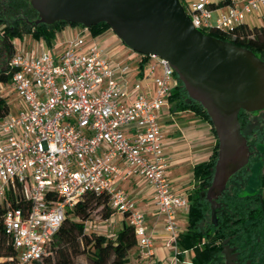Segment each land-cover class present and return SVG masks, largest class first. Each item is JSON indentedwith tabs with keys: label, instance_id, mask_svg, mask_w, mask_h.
Masks as SVG:
<instances>
[{
	"label": "built area",
	"instance_id": "obj_1",
	"mask_svg": "<svg viewBox=\"0 0 264 264\" xmlns=\"http://www.w3.org/2000/svg\"><path fill=\"white\" fill-rule=\"evenodd\" d=\"M211 4L212 0L183 4L201 31L231 30L245 24L248 16L264 13V0H238L213 19ZM13 46L10 81L0 84L10 86L19 108L0 120V204L7 205L2 225L17 264H32L46 255L67 212L88 192L106 193L114 213L133 226L139 254L151 264H162L153 259L144 211L118 188L124 177L146 182L153 206L163 216V243L171 248L170 262L181 263L176 210L187 208L188 200L174 192L167 176L159 122L169 105L173 67L159 56L135 51L145 60L147 74L133 79L130 64L106 56L89 27L81 24L55 54L26 50L16 41ZM18 197L27 206H9Z\"/></svg>",
	"mask_w": 264,
	"mask_h": 264
},
{
	"label": "trees",
	"instance_id": "obj_2",
	"mask_svg": "<svg viewBox=\"0 0 264 264\" xmlns=\"http://www.w3.org/2000/svg\"><path fill=\"white\" fill-rule=\"evenodd\" d=\"M36 17L38 13L30 0H0V83L10 81L8 60L14 52L12 40L21 36V27L30 31L33 38L50 44L56 31L65 25L78 24L54 20L31 25L30 21ZM88 27L94 36L110 29L104 21ZM202 32L245 47L264 62V24H240L231 30L212 27ZM174 74L169 98L172 109L193 111L210 124L215 136L209 158L194 166L196 188L188 195L187 229L178 235L177 245L194 249L193 264H226L222 248L227 239V244L239 253L240 263L246 264L249 260L250 264H264V118L259 119L264 114V107L253 111L239 109V129L245 140L247 159L228 178L212 204L206 192L214 175L218 138L210 115L189 95L175 71ZM8 112L9 102L0 94V120ZM253 166L257 168L252 180ZM11 204L27 206L21 197L11 199L9 206ZM6 206V203L0 204V264H17L16 251L2 225ZM99 207L104 219L114 213L106 193H86L67 212L54 238L46 246V255L32 264H76L75 258L81 254L86 256L88 264H133L129 254L137 249V239L132 225L124 222L113 237L86 233V223L92 220V212Z\"/></svg>",
	"mask_w": 264,
	"mask_h": 264
},
{
	"label": "water",
	"instance_id": "obj_3",
	"mask_svg": "<svg viewBox=\"0 0 264 264\" xmlns=\"http://www.w3.org/2000/svg\"><path fill=\"white\" fill-rule=\"evenodd\" d=\"M39 22L64 20L85 26L106 22L130 49L165 59L189 95L210 115L218 138L217 160L207 199H215L247 159L239 109L264 107V62L249 49L197 29L181 0H30ZM226 264H240L227 239ZM246 264H250L248 260Z\"/></svg>",
	"mask_w": 264,
	"mask_h": 264
},
{
	"label": "crops",
	"instance_id": "obj_4",
	"mask_svg": "<svg viewBox=\"0 0 264 264\" xmlns=\"http://www.w3.org/2000/svg\"><path fill=\"white\" fill-rule=\"evenodd\" d=\"M190 1L181 0L183 4ZM232 1L238 0H212L213 19ZM260 19L264 20L263 12L248 16L245 24L261 25L264 22L259 23ZM76 30L77 25H65L56 31L52 39L53 50L50 48V44H47L43 39L32 37V48L36 52L48 49L55 54L62 50L65 39L74 34ZM95 37L103 46L106 56L130 64L134 70L132 74L133 79H140L146 76L147 67L145 60L135 53V51L127 47L111 29L95 35ZM110 48L114 49L113 55L108 54ZM148 62L155 64L154 60H149ZM159 72L160 67L156 65L155 73L158 74ZM152 86L153 84L150 83V87ZM18 108V102L13 109L9 103V111L12 113H16ZM159 122L161 127V141L168 161L167 176L173 186L174 192L185 195L188 200V195L196 188V182L193 178L194 166L209 158L215 145V136L211 131L210 124L206 120L191 110H173L170 102L168 107H165L161 111ZM118 188L132 197L136 202L137 208L143 210L145 213L149 225V232L153 238V259H156L162 264H172L170 262V256L172 254L171 248L165 246L163 243L165 237L163 216L156 212L150 198L151 192L146 182L142 178L124 177L119 181ZM116 214L120 217V226L118 228L120 229L125 219L123 215ZM187 215L188 207L177 208L176 220L180 229L179 234L185 232L187 229ZM103 227L106 229L107 225H103ZM179 248L181 250V263L179 264H193L194 249ZM129 257L133 264H151L150 259L142 257L137 249L131 250Z\"/></svg>",
	"mask_w": 264,
	"mask_h": 264
},
{
	"label": "rangeland",
	"instance_id": "obj_5",
	"mask_svg": "<svg viewBox=\"0 0 264 264\" xmlns=\"http://www.w3.org/2000/svg\"><path fill=\"white\" fill-rule=\"evenodd\" d=\"M262 22H264V20L260 19L259 23H262ZM15 39H14V41H16V45L24 44V45H26L25 46L26 50L32 49V42H31L32 35H31V32L28 31L27 29H24L21 27V36L19 38H15ZM50 48L53 50V40H51ZM108 51H109L108 52L109 55L110 54L113 55V53H114L113 48H110ZM0 94L2 96L6 97V100L10 103L11 108L13 109L15 107V105L17 104L18 99H17L16 95L14 94V92L12 91V89L10 88V86L0 84ZM262 118H264V114H262L259 117L260 120ZM251 120L253 121L254 118H251ZM256 168L257 167H255V166L252 167V170H253V174L251 176L252 180L256 176L255 175L256 174ZM252 180H251V182H253ZM100 209H101V207L95 209L92 212V221H91V223H88L85 231H86V233L94 232V233L106 235L107 237H113L114 233L116 232V230L120 226V217L116 213H112L109 217V220L104 221V218L101 216ZM103 225H107V228L104 229ZM75 262H76V264H88L86 256L84 254L78 255L75 258Z\"/></svg>",
	"mask_w": 264,
	"mask_h": 264
},
{
	"label": "flooded vegetation",
	"instance_id": "obj_6",
	"mask_svg": "<svg viewBox=\"0 0 264 264\" xmlns=\"http://www.w3.org/2000/svg\"><path fill=\"white\" fill-rule=\"evenodd\" d=\"M38 13V12H37ZM38 17H39V15H38ZM38 17H36L34 20H36ZM34 20H32V21H34ZM30 23H31V21H30ZM40 23V22H39ZM31 25H32V23H31ZM15 39V38H14ZM14 39L12 40V44H13V41H14ZM16 40V39H15ZM240 264H242V263H240Z\"/></svg>",
	"mask_w": 264,
	"mask_h": 264
}]
</instances>
